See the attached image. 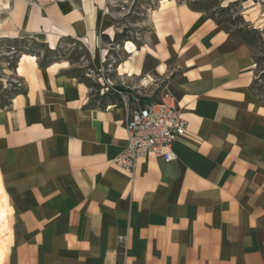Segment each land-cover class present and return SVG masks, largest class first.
<instances>
[{
    "label": "crops",
    "instance_id": "obj_1",
    "mask_svg": "<svg viewBox=\"0 0 264 264\" xmlns=\"http://www.w3.org/2000/svg\"><path fill=\"white\" fill-rule=\"evenodd\" d=\"M262 4L245 1L241 14L264 31ZM113 6L0 0V39L42 45L47 60L66 43L89 57L42 64L18 52L24 90L0 104V264H264V108L248 89L251 50L205 13L159 0L145 42L133 53L124 42L113 67ZM165 92L187 123L175 158L148 156L128 175L112 163L134 104L122 95L142 104Z\"/></svg>",
    "mask_w": 264,
    "mask_h": 264
},
{
    "label": "rangeland",
    "instance_id": "obj_2",
    "mask_svg": "<svg viewBox=\"0 0 264 264\" xmlns=\"http://www.w3.org/2000/svg\"><path fill=\"white\" fill-rule=\"evenodd\" d=\"M114 6L112 8V14L116 18L117 32L126 31L128 41L132 42L134 46L138 47L145 42L147 32L151 31L150 20L147 15H153V19L156 21L155 12L157 11V3L159 0H113ZM166 0H161L164 2ZM176 2L185 4L180 0ZM220 2L219 8L226 7L231 2L238 1L236 4L230 7V13L232 16L236 14L240 15L243 11L241 0H218ZM264 5V4H262ZM242 16V14H241ZM226 19V18H223ZM244 19V18H243ZM221 26L228 30H234L228 24L223 23ZM113 51L106 57L104 61H109L114 67L122 62L124 58L122 54L123 43L115 45L112 43ZM25 47V49L23 48ZM30 52L40 53V60L42 64L50 60H59L61 58H67L75 65L79 66L88 60L85 50L78 44H63L58 54L47 56L44 52V47L39 44H30L24 42L10 41L0 39V104H6L7 101L16 93L24 90V83L15 75V64L17 61L18 52ZM42 54V56H41ZM123 57V58H122ZM127 60V59H125ZM154 62L147 61V67L152 68ZM82 70L76 68V74L82 76Z\"/></svg>",
    "mask_w": 264,
    "mask_h": 264
},
{
    "label": "built area",
    "instance_id": "obj_3",
    "mask_svg": "<svg viewBox=\"0 0 264 264\" xmlns=\"http://www.w3.org/2000/svg\"><path fill=\"white\" fill-rule=\"evenodd\" d=\"M122 96L127 107L131 101L134 104L125 122L126 146L113 159V165L132 176L137 162L148 156L173 160V144L184 136L187 126L178 99L165 92L159 100L141 104L127 94ZM118 240L123 241V237Z\"/></svg>",
    "mask_w": 264,
    "mask_h": 264
},
{
    "label": "trees",
    "instance_id": "obj_4",
    "mask_svg": "<svg viewBox=\"0 0 264 264\" xmlns=\"http://www.w3.org/2000/svg\"><path fill=\"white\" fill-rule=\"evenodd\" d=\"M185 3L188 9L194 12L205 13L216 25L223 23L235 28L231 34L238 40L244 42L252 52V59L255 64L254 77L249 85V92L258 98L260 105L264 108V31L258 30L246 23L243 17L238 14L232 16L230 7L238 1L231 2L226 7L219 8L218 0H180ZM248 0H241L245 2ZM226 18V19H223ZM126 31L116 33L113 43L120 45L127 42ZM130 42V41H129Z\"/></svg>",
    "mask_w": 264,
    "mask_h": 264
},
{
    "label": "bare ground",
    "instance_id": "obj_5",
    "mask_svg": "<svg viewBox=\"0 0 264 264\" xmlns=\"http://www.w3.org/2000/svg\"><path fill=\"white\" fill-rule=\"evenodd\" d=\"M108 33H109V35L112 37V35H113V33H112V30H108ZM53 46V45H52ZM126 49L129 51V52H134V50H135V46H134V44L132 43V42H127V44H126ZM24 58V57H23ZM129 62L128 61H126L123 65H122V68H121V71L122 72H128V70H129ZM18 73H22V69L20 68L19 70H18Z\"/></svg>",
    "mask_w": 264,
    "mask_h": 264
}]
</instances>
